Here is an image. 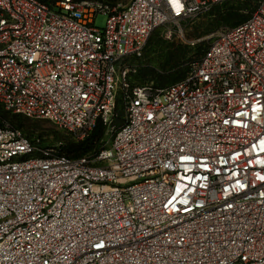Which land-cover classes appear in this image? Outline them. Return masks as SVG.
<instances>
[{
  "label": "built area",
  "instance_id": "1",
  "mask_svg": "<svg viewBox=\"0 0 264 264\" xmlns=\"http://www.w3.org/2000/svg\"><path fill=\"white\" fill-rule=\"evenodd\" d=\"M235 1L185 78L130 83L158 28ZM0 105L105 128L70 158L0 126V264H264V0H0Z\"/></svg>",
  "mask_w": 264,
  "mask_h": 264
},
{
  "label": "trees",
  "instance_id": "2",
  "mask_svg": "<svg viewBox=\"0 0 264 264\" xmlns=\"http://www.w3.org/2000/svg\"><path fill=\"white\" fill-rule=\"evenodd\" d=\"M103 2V0H100ZM110 1V0H105ZM114 2V0H111ZM105 3V2H104ZM227 3H231L230 5H226ZM221 5H215L209 14L216 15L218 14L221 16L224 14L223 18L225 20H233L231 24L228 25H235L239 22H242L246 19L247 15L244 14L241 9L248 8L251 6L250 1H235V2H227ZM225 7V10H221L220 8ZM242 13V14H241ZM196 30L192 33L191 37H199L202 33L199 31V27L196 26ZM153 35V34H152ZM151 35V36H152ZM151 38V37H150ZM149 38V40H150ZM148 40V42H149ZM147 42V45H148ZM169 48L168 55L163 62H169L167 66H164V69L161 73L157 72L156 76L149 70H146L145 73L141 74L142 78L150 77L151 80H154L155 84L153 83H146L152 84L154 87L163 88L169 86L173 83H176L187 76L190 70L196 65L203 57L208 45L205 44L204 41H197L193 45L184 44L180 40L174 38L172 42H168ZM147 45L144 50L142 57L140 58H131L128 62H140L147 50ZM129 67V66H128ZM128 76L130 83L135 85H143V84H133ZM155 77V78H154ZM0 107L3 110H0V126L7 123L11 127L21 130L24 127V119L22 115L15 114L13 112L5 110L1 105ZM118 112H119V123L123 122V113L121 108L120 101L118 102ZM25 118V117H24ZM22 132V130H21ZM23 133V132H22ZM27 138H29L32 142L40 144L42 146H50L45 144L44 142L40 141V138H32L28 134L23 133ZM105 136V128L101 121H98L96 127L86 136L84 139L80 140H69L64 143L59 144L58 146H52L59 150L60 154H63L70 158H79L89 154L96 152L102 144V140Z\"/></svg>",
  "mask_w": 264,
  "mask_h": 264
},
{
  "label": "rangeland",
  "instance_id": "3",
  "mask_svg": "<svg viewBox=\"0 0 264 264\" xmlns=\"http://www.w3.org/2000/svg\"><path fill=\"white\" fill-rule=\"evenodd\" d=\"M106 4L115 7V6H125L129 0H111L105 1ZM227 3L226 5H230ZM212 9V8H211ZM211 9L201 13L199 16L193 20L180 24V25H168L161 28H158L153 35L151 36L147 50L143 59L140 62H127L126 66H129V75L130 80L133 84H146L153 83L154 80H151L150 77L142 78L141 74L145 73L146 70H149L156 76L157 72L161 73L164 69V66H167L169 62H163L168 55L169 43L172 42L174 38L180 40L184 44L193 45L197 41H204L205 44L209 43V35L218 29L221 26L231 24L232 20H225L223 17L224 14L219 16L209 14ZM222 11L225 10V7L220 8ZM242 14V13H241ZM245 14V13H244ZM95 25L99 28H103L106 23V16L100 14L96 20ZM196 26L199 27L200 33L199 37H191L192 33L196 30ZM182 32V33H180ZM155 78V77H154ZM0 110H3L0 107ZM24 127L21 128L22 132L28 134L32 138H40L41 142L48 144L50 146H58L61 143H64L69 140H78V135L75 132H71L67 129L61 128L56 125L54 122L48 119H30L24 118Z\"/></svg>",
  "mask_w": 264,
  "mask_h": 264
}]
</instances>
